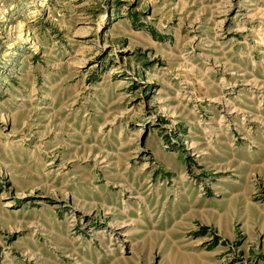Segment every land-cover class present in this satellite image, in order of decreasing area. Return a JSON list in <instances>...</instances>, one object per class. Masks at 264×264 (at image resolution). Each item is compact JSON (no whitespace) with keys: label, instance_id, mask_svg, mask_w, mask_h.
Instances as JSON below:
<instances>
[{"label":"rangeland","instance_id":"rangeland-1","mask_svg":"<svg viewBox=\"0 0 264 264\" xmlns=\"http://www.w3.org/2000/svg\"><path fill=\"white\" fill-rule=\"evenodd\" d=\"M0 264H264V0H0Z\"/></svg>","mask_w":264,"mask_h":264}]
</instances>
